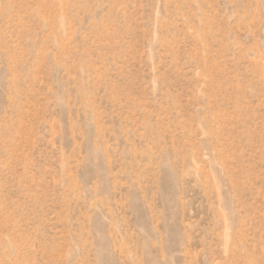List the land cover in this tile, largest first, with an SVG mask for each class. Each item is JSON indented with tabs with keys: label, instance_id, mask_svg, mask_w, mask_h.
Returning a JSON list of instances; mask_svg holds the SVG:
<instances>
[{
	"label": "rangeland",
	"instance_id": "obj_1",
	"mask_svg": "<svg viewBox=\"0 0 264 264\" xmlns=\"http://www.w3.org/2000/svg\"><path fill=\"white\" fill-rule=\"evenodd\" d=\"M0 264H264V0H0Z\"/></svg>",
	"mask_w": 264,
	"mask_h": 264
}]
</instances>
